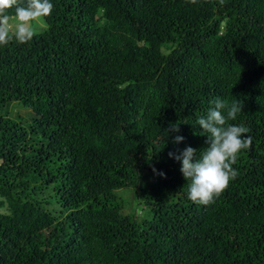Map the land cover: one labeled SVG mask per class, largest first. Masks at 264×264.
<instances>
[{
	"label": "trees",
	"instance_id": "16d2710c",
	"mask_svg": "<svg viewBox=\"0 0 264 264\" xmlns=\"http://www.w3.org/2000/svg\"><path fill=\"white\" fill-rule=\"evenodd\" d=\"M50 2L0 46V264H264V0ZM217 97L252 145L203 205L169 153Z\"/></svg>",
	"mask_w": 264,
	"mask_h": 264
},
{
	"label": "clouds",
	"instance_id": "9594fccd",
	"mask_svg": "<svg viewBox=\"0 0 264 264\" xmlns=\"http://www.w3.org/2000/svg\"><path fill=\"white\" fill-rule=\"evenodd\" d=\"M54 9L50 0H0V46L15 41L19 44L30 42L36 35V25L49 17ZM206 115L196 123L207 133V147L197 156L191 146L179 154L169 153L170 158L181 163L180 171L187 181L188 198L193 203L208 205L214 203L230 181L238 176L233 165L237 163L241 150L252 145L250 129L243 123L233 124L242 112L243 104L234 98L231 103L215 98ZM171 132L179 133V123L170 125ZM184 137L176 135L174 143L183 142ZM155 171V169H154ZM164 176V173H159Z\"/></svg>",
	"mask_w": 264,
	"mask_h": 264
},
{
	"label": "rangeland",
	"instance_id": "374dc122",
	"mask_svg": "<svg viewBox=\"0 0 264 264\" xmlns=\"http://www.w3.org/2000/svg\"><path fill=\"white\" fill-rule=\"evenodd\" d=\"M36 27V34L41 33L44 29V24L41 21L38 25L35 26ZM15 112H17L20 116H24L23 110L20 107H13V110H10L11 115L14 114ZM115 194L120 197L124 203H125V212H130V209L132 207H135V210L137 212V214L140 215V217H142L144 215L143 212H141L140 207L139 206H135V201H134V195L133 193H130L128 191H116Z\"/></svg>",
	"mask_w": 264,
	"mask_h": 264
}]
</instances>
